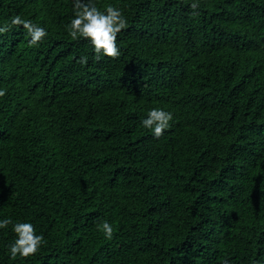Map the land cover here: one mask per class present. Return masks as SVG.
Here are the masks:
<instances>
[{"label":"trees","instance_id":"1","mask_svg":"<svg viewBox=\"0 0 264 264\" xmlns=\"http://www.w3.org/2000/svg\"><path fill=\"white\" fill-rule=\"evenodd\" d=\"M94 2L116 59L69 37L72 0H0L48 33L0 35V264H264V0ZM17 222L45 242L12 260Z\"/></svg>","mask_w":264,"mask_h":264},{"label":"clouds","instance_id":"2","mask_svg":"<svg viewBox=\"0 0 264 264\" xmlns=\"http://www.w3.org/2000/svg\"><path fill=\"white\" fill-rule=\"evenodd\" d=\"M73 18L66 25L69 37L72 40L84 39L90 42L95 53L94 59L98 62L101 58L107 57L116 59L120 56V50L117 47V36L127 27V20L119 8L107 5L104 11H101L94 0H72ZM193 16L198 15L195 11L199 5L193 3L191 6ZM22 26L26 31L29 39V47L38 46L40 42L48 35L46 29L31 20L23 19L20 15L10 17V22L0 26V35L6 34L14 27ZM87 56H82L78 63L86 65ZM6 95L5 90H0V97ZM173 119L171 112L160 108L151 109L147 118L142 120V126L151 130L153 137L159 139L163 136L164 131L170 127V121ZM12 220L6 218L0 221V229L7 228L12 224ZM105 238L110 239L113 235V227L107 221L100 226ZM16 239L9 245L10 259L16 260L28 258L35 255L42 243L44 237L37 235L34 226L27 222H17L12 228ZM227 264V262H225ZM258 264V262H257Z\"/></svg>","mask_w":264,"mask_h":264}]
</instances>
